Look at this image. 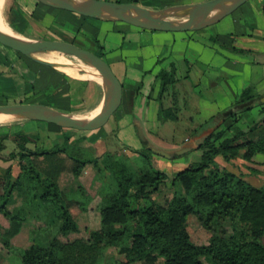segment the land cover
I'll return each mask as SVG.
<instances>
[{
  "label": "trees",
  "instance_id": "1",
  "mask_svg": "<svg viewBox=\"0 0 264 264\" xmlns=\"http://www.w3.org/2000/svg\"><path fill=\"white\" fill-rule=\"evenodd\" d=\"M160 77L163 97L175 78L166 71ZM260 98L252 89H246L234 107L202 124L192 135L197 145L188 151L201 150V160L179 169L172 177L154 167L153 158L158 155L173 159L182 154L168 157L165 150L148 147L145 141L136 151L145 167L136 173L132 167L112 158L111 154L96 156L94 147L84 145L88 141L86 135L73 140L72 134L64 132L62 143L36 150L28 147L32 139L25 133L1 135L0 159H28L30 165H24L22 169L29 180L36 181L33 189L39 199L51 201L55 206L62 219L61 231L66 235L77 230V221L65 201L60 184L43 178L32 158L64 153L74 161L72 172L76 178L83 175L88 164L111 172L113 177V185L100 194L102 227L90 230L89 237L78 246L64 245L57 240L48 245L33 243L24 251L22 264H73L72 254L77 248L80 252H92V264H96L97 255L106 247H120L127 243L125 259L102 264H133L145 259L147 248L163 260V264H264V243L258 235L251 236L249 228L242 225L244 220L255 232H264V186L250 184L243 177L220 167L217 161L219 156L226 161L238 157L251 161L254 156L264 154V116L252 124L237 126L243 112L252 110ZM258 104L264 112V102ZM160 116L167 120L174 115L161 103ZM7 140L15 143L16 148L5 156ZM101 157L106 163L104 168L99 164ZM11 171L12 167H8L7 182L0 185V213L19 220V216L8 208L17 185V181H11ZM40 187L41 192L38 191ZM166 189L173 192L170 200L164 204L156 201L153 194ZM94 208L91 207L92 210ZM191 216H195L211 234L207 243L193 240L189 230ZM127 230L131 233L129 237Z\"/></svg>",
  "mask_w": 264,
  "mask_h": 264
},
{
  "label": "rangeland",
  "instance_id": "2",
  "mask_svg": "<svg viewBox=\"0 0 264 264\" xmlns=\"http://www.w3.org/2000/svg\"><path fill=\"white\" fill-rule=\"evenodd\" d=\"M164 1L173 3L178 0H154L151 2L154 4L153 10L171 6L166 5L162 7L164 6L162 5ZM36 3V0H5L2 8V15L0 16L1 20H3L8 27H10L9 24L15 27L14 30L17 33H15V35L75 42L83 48L102 54V57L106 59L110 65L111 60L108 58V55L105 53L104 49L97 45L93 38L84 41L79 33L68 32L64 30V26L73 23L74 27H82L81 34L86 33L88 37H98L102 45L106 43L108 30H129V32L125 34L131 35L130 31L138 29L122 21H110L84 15H76L74 12L47 7ZM41 10H45L44 13ZM239 13L240 10H237L235 15ZM231 15L225 17L218 23L207 26L201 31L212 35H216L219 31L227 32L230 26L229 21L233 17ZM184 19H187V17L173 18V20L176 21ZM147 35L150 34H146L142 36V38L146 39ZM118 39H120V37H118ZM212 42L224 48V46H222L223 39L221 40L213 37ZM0 45L6 48L13 60H15L14 58L16 55H19V52L13 47L4 45L1 42ZM52 52L53 51H46L35 55L41 58L46 57V55ZM60 54L74 62H79L77 58L71 55L64 53ZM37 65V63L24 57V67L26 66L32 69ZM146 66L148 67L150 64H146ZM183 68H185V66L180 65L181 72H184ZM194 69L197 71L198 66L195 65ZM10 75L11 74L6 75L4 72H0V104L18 102L37 103L46 99L42 94L33 95L31 93L30 83L28 82L30 79H28L29 76L25 72L24 75L27 81L23 84H18L15 80L13 81ZM85 81L86 82H82L83 84L79 81L77 86L78 98L77 101L75 100L72 103V105L75 106V110H73L71 114L74 116H88L93 110L101 107L103 104L104 90L102 85L94 80ZM138 86L143 93L149 91L148 86L142 81L137 84L132 80L126 85L125 96H128V92H133L138 89ZM175 89L176 86H168L163 96V99L167 97V100H163L164 105L176 104L175 99L177 96L174 95ZM156 98L160 99L159 92H156ZM47 102L48 104L54 103L53 99L50 98H48ZM124 106L125 104L119 107L106 125L88 131L64 128L56 124L32 119H22L12 116L3 117L0 118V136L15 132L25 133L32 139L28 142V147L36 150L51 148L58 143H62L64 140V132L72 134L73 140L78 136L86 135L88 141H86L84 145L94 147L96 156H101L105 153L111 154L112 158L132 167L133 170L138 173L145 167L142 159L138 157L139 153L136 152L142 148L143 140L138 126L129 123L130 121H121L120 115ZM171 107L170 109L175 117H179V114H182L181 110ZM242 116L237 126L252 124L253 121L260 118L257 108L244 111ZM231 121L232 120L228 121V123ZM169 122V125H172V135L167 138L161 136L164 139H160L154 144L149 141L151 144H158L156 146L173 151L183 147L185 143H187L186 140H184L185 137L189 136L192 138V146L194 145L195 147L197 145L198 142H194L195 136L192 135L199 127H195L191 131H188L189 127L185 125L186 119L184 118L177 122L171 119ZM142 130L144 133L143 127ZM6 144L7 148L3 152V155L8 156L10 151L16 148V144L11 140H7ZM175 145L177 147L173 148ZM201 155L202 151L198 149H193L173 159H167L156 155L153 158V166L165 172L169 177H172L180 169L178 167L180 164L185 163L190 165L198 162L201 160ZM217 161L220 167L243 177L250 182V184L256 187L264 186V154L254 156L251 161L241 157L226 161L222 156H219ZM32 163L36 170L42 174L43 178L56 181L60 184L65 201L77 221V230L67 235L64 234L61 231L62 219L56 211L55 206L51 201H42L35 194L33 186L36 185V181L29 180L28 175L24 173L22 169V166L30 165L28 159H23L22 161L0 159V185H4L7 182L5 178L8 167H12L11 181H17V185L9 200L8 208L20 218L19 220H12L3 213H0V264H22V255L24 251L33 243L48 245L53 240H57L64 245L73 244L78 246L86 241L89 237L90 230L98 229L103 225L99 210L100 194L113 185L111 172L102 171L97 166L88 164L83 175L80 178H76L72 172L74 161L64 153L33 157ZM99 164L102 168L106 165L102 157L99 159ZM82 189L84 191H82ZM38 191L41 192L42 188H38ZM172 195L173 192L166 189L162 192L154 193L153 197L156 201L164 204L170 200ZM92 206L95 207L94 210L91 209ZM242 225L249 228L251 236L258 235L260 240L264 243V232H255L250 224L244 220H242ZM112 229L113 228H110V230ZM189 230L193 240L197 243H207L210 239L211 234L199 223L195 216L189 218ZM126 234L127 237L131 236L129 230L126 231ZM128 247L129 243L120 247L112 245L106 247L102 253L97 255L96 264L111 263L117 259H125ZM79 250L80 248H77L76 252L74 251V254H72L73 264H92L93 253L90 251L80 252ZM133 264H163V260L155 257L151 249L147 248L145 259Z\"/></svg>",
  "mask_w": 264,
  "mask_h": 264
},
{
  "label": "crops",
  "instance_id": "3",
  "mask_svg": "<svg viewBox=\"0 0 264 264\" xmlns=\"http://www.w3.org/2000/svg\"><path fill=\"white\" fill-rule=\"evenodd\" d=\"M121 1L136 3L144 9L153 10L154 7L151 3L154 0ZM201 1L207 0H178L173 3L164 1L162 7ZM36 2L47 6L37 0ZM37 8L39 9L38 6ZM237 10H240V13L235 15ZM41 11L44 13L45 10ZM231 14L233 17L229 21L227 32L219 31L216 35L201 31L206 27L189 31H159L130 24L138 29L130 31L131 35L125 34L129 30H108L106 43L102 45L98 37L81 34L82 27H74L73 23L65 25L64 30L79 33L84 41L93 38L97 45L104 49L114 72L123 84L121 106H125L120 115L121 121H130L129 123L135 126L143 127L144 135L154 144L172 135V125H169L171 118L166 120L160 116L161 103L167 100V97H161L163 81L160 75L164 71L174 75L175 82L170 85L176 86L174 95L177 98L175 105H163L165 108L172 106L182 111L179 117L172 116V120L177 122L186 119L188 131L234 107L238 97L249 88L254 94L261 96L260 100L254 103L253 109L257 108L260 118L264 116L263 108L257 105L264 98V0H248ZM9 25L13 31L15 27ZM144 34L150 35L144 39ZM213 37L223 39V45L226 47L221 48L212 42ZM22 55L19 52L13 60L6 48L0 45V72L11 74L12 80L18 84L27 81L25 72L30 79L28 82L31 93L46 97L37 103L49 105L47 100L50 98L54 102L50 105L54 108L72 113L75 110L72 103L78 98L79 81L82 83L86 82L85 80H94L99 83L95 76L73 75L64 68L44 65L33 59L31 61L38 64L36 67H24ZM146 64L150 66L147 67ZM180 65L185 66L184 72L180 71ZM195 65L198 66L197 71L194 69ZM132 80L137 84L142 81L149 91L143 93L138 86V89L128 92L126 97V85ZM156 92H159L160 99L156 98ZM99 109L100 107L93 110L88 116L94 115ZM184 140L188 142L191 138L186 136ZM176 147L175 145L173 148ZM186 165L182 163L178 167L181 169Z\"/></svg>",
  "mask_w": 264,
  "mask_h": 264
},
{
  "label": "water",
  "instance_id": "4",
  "mask_svg": "<svg viewBox=\"0 0 264 264\" xmlns=\"http://www.w3.org/2000/svg\"><path fill=\"white\" fill-rule=\"evenodd\" d=\"M49 7L63 9L80 15L101 18L110 21H122L134 26L159 31H189L201 29L218 23L233 13L248 0H207L196 3L171 5L158 10L144 9L136 3H122L113 0H37ZM123 5H130L140 10L131 13L123 9ZM174 17L194 18L199 21L197 25L184 23H170ZM0 42L11 46L26 57L41 64L56 67L52 61L40 58L35 54L46 51H58L77 58L87 64L97 75L104 90L103 104L93 116H74L44 103H7L0 104V116L7 115L22 119H32L56 124L64 128H74L88 131L95 130L107 124L110 118L119 109L123 101V84L106 59L96 52L82 48L79 45L60 39L30 38L20 35H9L0 28ZM264 102V98L262 99ZM143 141L147 142L142 127ZM192 141V140H191ZM188 141L179 149L166 150L147 143L148 147H157L165 150L168 157L183 154L192 148L193 142Z\"/></svg>",
  "mask_w": 264,
  "mask_h": 264
},
{
  "label": "bare ground",
  "instance_id": "5",
  "mask_svg": "<svg viewBox=\"0 0 264 264\" xmlns=\"http://www.w3.org/2000/svg\"><path fill=\"white\" fill-rule=\"evenodd\" d=\"M4 1L5 0H0V16L2 13ZM122 7L124 10L131 12V13L140 12V10L138 8L130 6V5H123ZM169 22L170 23H184V24H189V25H197L199 23V21L197 19H194V18H187V19L178 20V21L170 19ZM0 28L3 29L4 31H6L9 35L15 34V32H13L7 25H5V23L1 20V17H0ZM41 58L46 59L48 61H52L56 65L57 68H64L66 71H68L69 73H71L73 75L85 74V75H89V76H95L96 79L100 83V80L97 77V75L92 71V69L87 64L79 63V62L77 63V62H74L68 58H65L58 51H53L52 53L46 55V57H41ZM98 111L97 112L95 111V112L98 113ZM91 116H93V115H91ZM3 117H8V116L7 115H1L0 116V118H3Z\"/></svg>",
  "mask_w": 264,
  "mask_h": 264
},
{
  "label": "flooded vegetation",
  "instance_id": "6",
  "mask_svg": "<svg viewBox=\"0 0 264 264\" xmlns=\"http://www.w3.org/2000/svg\"><path fill=\"white\" fill-rule=\"evenodd\" d=\"M69 42H71V41H69ZM73 43H75V42H73ZM76 44V43H75ZM81 47V46H80ZM83 48V47H82ZM87 49V48H86ZM97 53V52H96ZM97 54H99V53H97ZM100 55V54H99ZM101 56V55H100Z\"/></svg>",
  "mask_w": 264,
  "mask_h": 264
}]
</instances>
